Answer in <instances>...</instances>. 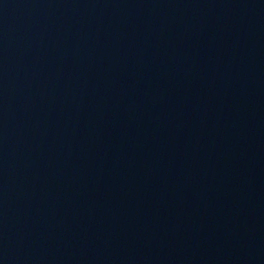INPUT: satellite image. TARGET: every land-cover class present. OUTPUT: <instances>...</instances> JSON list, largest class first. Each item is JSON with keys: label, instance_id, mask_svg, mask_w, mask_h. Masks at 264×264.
Returning a JSON list of instances; mask_svg holds the SVG:
<instances>
[{"label": "water", "instance_id": "water-1", "mask_svg": "<svg viewBox=\"0 0 264 264\" xmlns=\"http://www.w3.org/2000/svg\"><path fill=\"white\" fill-rule=\"evenodd\" d=\"M0 264H264V0H0Z\"/></svg>", "mask_w": 264, "mask_h": 264}]
</instances>
